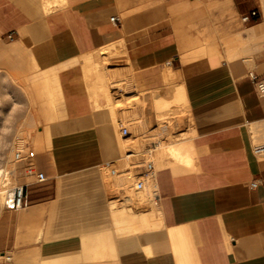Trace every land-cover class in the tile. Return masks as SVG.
<instances>
[{
	"label": "crops",
	"instance_id": "1",
	"mask_svg": "<svg viewBox=\"0 0 264 264\" xmlns=\"http://www.w3.org/2000/svg\"><path fill=\"white\" fill-rule=\"evenodd\" d=\"M173 1L0 0V123L42 126L50 144L37 155L48 181L0 214V264H264V96L248 77L264 74V32L232 54L199 50L191 29L208 17ZM118 52L122 67L107 68ZM178 89L191 121L159 153L158 202L108 187L120 110L138 99L148 125Z\"/></svg>",
	"mask_w": 264,
	"mask_h": 264
},
{
	"label": "rangeland",
	"instance_id": "2",
	"mask_svg": "<svg viewBox=\"0 0 264 264\" xmlns=\"http://www.w3.org/2000/svg\"><path fill=\"white\" fill-rule=\"evenodd\" d=\"M188 3L189 2H187V4ZM258 5L261 12L260 17L255 22L245 24L241 20L242 14L240 15L238 13L232 0H196L194 3H191V6H193L195 9L205 12L210 24L208 28L191 29V31L195 33L196 45L199 46V50L205 47L208 52H212L216 49L223 48L226 52L232 54V50L237 43L241 44L242 42H245L244 37L246 38L248 36H253L259 39L261 33L264 32V30H259V28L264 27V0H259ZM262 22L263 24L260 27L256 26L253 27V29H249L250 26L258 25ZM116 54L117 55L112 56L104 62L106 63L105 66L107 68L122 67L123 53L118 52ZM119 95H121L120 98L122 99L121 91L115 96ZM181 103H172V105L175 104V107L171 106L167 112H163V109H158V113L161 114H159L156 119H153L155 114L153 109H151L150 111L153 118H151V122L148 123V125H146V114L144 108L145 104L140 103L138 99L133 98L130 101V104H128L131 107H134L133 109L120 110L119 115H117L120 120H114L116 122V126L120 127V123H122L130 130L129 134L125 136L127 139H129V137H136L141 141L140 147L137 149L139 154H141L139 156L138 162L153 160L157 170L161 167L159 158L160 151L166 146L165 144L170 141L175 133L183 131L187 123L191 121L188 111L185 108V104L183 102ZM125 105L123 104L118 106L117 109H121ZM135 118H137L140 122L138 124H131L134 122L133 119ZM41 127L42 126L30 127L21 125L16 129H13L10 125L0 123V166L1 168H6L8 171H13L14 174H12L14 177L10 178L13 184L33 182V179L21 177L19 170H17L19 166L15 165L13 162V146H30L37 152V155L42 149L50 148L48 139H44L42 136L39 137V135H36ZM118 130L120 134L121 127L118 128ZM127 139L124 141L120 139V144L122 146V157L125 155V141ZM123 158H125V156ZM130 160H128V162L126 160L127 163H125L124 166H122L120 161H115L114 164H116V166L120 169H123L125 167L131 166ZM105 180L108 184V187H118V189H120V185L123 184V182L127 183L125 177L113 176L109 171L106 172ZM5 182H7V180ZM134 184V179L129 181V183H127L128 187L125 189V191H128L130 185L134 187ZM43 186L44 185L42 184L32 183L30 184L28 191L33 188H41ZM132 192L135 197L136 191L132 190ZM126 195H129V193H126ZM131 197H133V195ZM2 203H0V210L1 212H5V208Z\"/></svg>",
	"mask_w": 264,
	"mask_h": 264
},
{
	"label": "built area",
	"instance_id": "3",
	"mask_svg": "<svg viewBox=\"0 0 264 264\" xmlns=\"http://www.w3.org/2000/svg\"><path fill=\"white\" fill-rule=\"evenodd\" d=\"M173 1V0H169ZM261 12L258 8L252 9L241 15V20L245 24H249L257 21L260 17ZM113 22L118 21L117 17H112ZM8 40L14 39V34L9 33L6 35ZM250 81L253 83L257 93L260 96H264V74H259L256 71H250L248 73ZM130 130L127 126H121V134L123 137L129 134ZM126 138V137H125ZM256 154L264 152L263 148L255 149ZM13 162L19 167L21 177L26 179H33L32 183L43 184L48 181V176L46 172L40 169L37 162V152L27 145H15L12 148ZM129 155H134L133 152L129 150L126 153ZM139 157H133L130 160V168L125 167L120 169L114 163L108 162L104 164V168L110 172L113 176H122L126 179L133 178L135 180L134 188L137 192H142L147 201V203H157L158 202V190L156 187L155 179L157 174V168L153 160H147L138 162ZM13 171H6L5 177L7 180V191L3 199V206L8 210H21L28 207L31 203L28 188L30 186L29 182L26 183H16L13 184L10 180L13 176ZM257 182L252 183V187H256Z\"/></svg>",
	"mask_w": 264,
	"mask_h": 264
},
{
	"label": "bare ground",
	"instance_id": "4",
	"mask_svg": "<svg viewBox=\"0 0 264 264\" xmlns=\"http://www.w3.org/2000/svg\"><path fill=\"white\" fill-rule=\"evenodd\" d=\"M37 2H39V1H37ZM60 4V3H59ZM49 5V4H48ZM54 9V8H53ZM57 9V8H56ZM54 11V10H53ZM117 46V45H116ZM115 47V46H114ZM106 48H108V47H106ZM108 49H110V48H108ZM117 49V48H116ZM107 50V49H106ZM108 51V50H107ZM112 51V50H111ZM105 54V53H104ZM112 55V54H111ZM115 55H117V54H115ZM110 57V56H109ZM116 84V83H115ZM104 90V89H103ZM110 93V92H109ZM114 94V93H113ZM105 95V94H104ZM111 96V95H110ZM177 96V97H176ZM175 97L177 98V99H175L174 98V103H181V102H183L185 105H187V103H186V99H185V97H184V95H183V92L180 90V89H178V91H177V95H176ZM112 97V96H111ZM107 101H109V102H111V98H109ZM167 102H169V101H167ZM163 104L162 105H158L157 106V109H164V108H167V107H171L172 106V103H168V104H164V103H166V102H162ZM123 105V101H122V99L120 98V99H118L117 101H116V103H115V107H118V106H121V105ZM182 104V103H181ZM183 104V105H184ZM174 105V104H173ZM154 109V108H153ZM114 110H116V109H114ZM113 114V113H112ZM154 121V120H153ZM153 123V122H152ZM121 126H123V124L122 123H120V127ZM163 132V131H162ZM123 137V136H122ZM140 137V136H139ZM124 139H127V138H125V137H123ZM142 140V139H141ZM124 141V140H123ZM128 141V142H127ZM126 143H125V155H123V157L125 156V158H123L122 156H121V158H120V162H121V164H122V166H124L125 165V163H127L128 162V160H130L131 158H132V156L133 157H139L141 154H139V151L137 150L138 149V147H140V144H141V141H140V139H138V138H136V137H129V139H127L126 141H125ZM143 143V142H142ZM172 146V145H171ZM171 146H169V148H171ZM175 147V146H174ZM177 147V146H176ZM175 147V148H176ZM130 148V149H129ZM177 149V148H176ZM176 149H172L171 148V150H173L172 151V153H175L174 154V157H175V155H176V158L178 159V157L179 156H177V152H178V154L180 155L181 153L179 152V151H181L180 150V148H178L177 150ZM129 150L131 151V152H133L134 153V155H127L126 153L127 152H129ZM142 152V151H141ZM162 152V151H161ZM160 152V153H161ZM163 153V152H162ZM171 153V152H170ZM164 154V153H163ZM165 155H167L166 153H165ZM168 155H170V154H168ZM171 155H173V154H171ZM181 157V156H180ZM170 158H171V156H170ZM175 158V159H176ZM175 159H173L172 158V160H174L175 162H176V160ZM126 160H127V162H126ZM171 160V159H170ZM178 160H180V158L178 159ZM177 160V161H178ZM154 162V161H153ZM116 165V164H115ZM119 166V165H118ZM127 166V165H126ZM128 167H130V166H128ZM6 171H7V169L6 168H1V166H0V203H2V201H3V199H4V196H5V194H6V191H7V183L5 182L6 181V178H5V173H6ZM133 180V178H128V179H126V181L129 183V181H132ZM122 185V184H121ZM142 194L143 193H141V195H140V197L142 196ZM136 197V196H135ZM139 197V198H140ZM136 198H138V197H136ZM148 199L146 198V200L145 199H143V201H142V203H144V201H147ZM139 200H137V202H138ZM136 202V201H135ZM133 203H134V201H133ZM139 203V202H138ZM142 203H139V204H141L142 205ZM3 204V203H2ZM126 204V203H125ZM129 204V203H128ZM132 204V203H131ZM136 205H137V203H135ZM124 205V204H123ZM134 205V204H133ZM135 205V206H136ZM132 206V205H131ZM156 206V205H155ZM152 207V206H151ZM137 208V207H136ZM139 208V207H138ZM125 209V208H124ZM129 210H130V208H128ZM133 211V210H132ZM134 211H136V209L134 210ZM152 211V210H151ZM128 212L129 211H123V210H120V213L122 214V216L124 217L125 216V214H128ZM0 214H1V210H0ZM133 214H135V213H133ZM138 214V213H137ZM0 217H1V215H0ZM116 217V216H115ZM126 217H127V215H126ZM129 217V216H128ZM133 218H135L136 220H137V218H139L138 217V215H134V217ZM143 218V217H142ZM149 218V217H148ZM152 218V217H151ZM154 218V217H153ZM129 219V218H128ZM134 219V220H135ZM121 220V219H120ZM127 220V219H126ZM122 221V220H121ZM161 221V220H160ZM125 222V221H124ZM133 222V221H132ZM137 222V221H136ZM150 222V221H149ZM156 222V221H155ZM162 223V222H161ZM155 224V223H154ZM159 224V223H158ZM130 227V226H129ZM125 228H126V225H125ZM90 241V240H89ZM84 244H85V241H84ZM90 247V246H89ZM87 248H88V246H87ZM90 250V249H89ZM98 253H100V252H98ZM87 254V253H86ZM93 254V253H92ZM104 255V254H103ZM95 256H96V253H95ZM89 257V256H88ZM92 257V256H91ZM96 258V257H95ZM92 259V258H91Z\"/></svg>",
	"mask_w": 264,
	"mask_h": 264
}]
</instances>
